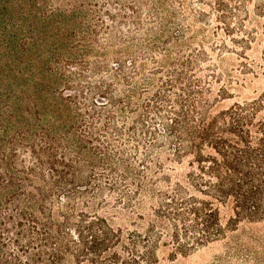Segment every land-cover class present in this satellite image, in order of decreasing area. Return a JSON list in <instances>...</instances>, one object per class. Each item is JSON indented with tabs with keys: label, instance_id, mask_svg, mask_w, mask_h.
Returning a JSON list of instances; mask_svg holds the SVG:
<instances>
[{
	"label": "trees",
	"instance_id": "1",
	"mask_svg": "<svg viewBox=\"0 0 264 264\" xmlns=\"http://www.w3.org/2000/svg\"><path fill=\"white\" fill-rule=\"evenodd\" d=\"M252 1L0 0V264H160L264 219V91L223 107L245 78L205 50L253 74Z\"/></svg>",
	"mask_w": 264,
	"mask_h": 264
},
{
	"label": "rangeland",
	"instance_id": "2",
	"mask_svg": "<svg viewBox=\"0 0 264 264\" xmlns=\"http://www.w3.org/2000/svg\"><path fill=\"white\" fill-rule=\"evenodd\" d=\"M175 1V0H174ZM187 6L202 11L200 0H184ZM264 4V0H253L248 4L249 16L242 17L245 21L246 30L254 32L256 36L251 48L247 50V58L251 65L253 74L247 76L241 74L239 64L241 59L232 53H225V60H219V54L214 53L211 49V43L205 46L206 52L211 56L213 67H217L218 73L223 74L226 78L234 75L235 80L245 78L241 87L234 86L232 93L234 99L226 100L222 106L230 107L236 101L250 99L264 91V16L257 12V7ZM215 15L211 16L209 21H203L202 26L207 30L217 25ZM192 26L198 22H189ZM209 35V33H207ZM202 38V36H200ZM228 47L233 50L232 43L228 41ZM241 52V51H239ZM209 64H204L203 68H208ZM246 76V77H244ZM224 217L229 220L232 217L231 210L224 211ZM228 239L221 240L210 244L209 246L200 248L187 256H178L174 261L167 260L163 257L160 264H264V219L255 221H243L235 230L228 231ZM236 242H240L236 245Z\"/></svg>",
	"mask_w": 264,
	"mask_h": 264
}]
</instances>
